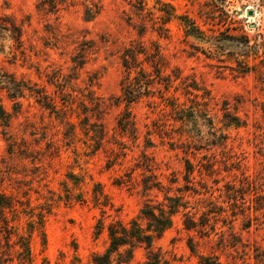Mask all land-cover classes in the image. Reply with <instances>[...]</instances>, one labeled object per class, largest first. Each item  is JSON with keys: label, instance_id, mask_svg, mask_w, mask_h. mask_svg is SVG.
Segmentation results:
<instances>
[{"label": "rangeland", "instance_id": "obj_1", "mask_svg": "<svg viewBox=\"0 0 264 264\" xmlns=\"http://www.w3.org/2000/svg\"><path fill=\"white\" fill-rule=\"evenodd\" d=\"M164 1L174 13L166 23L156 0H0V191L18 201L6 220L0 210V263L22 264L16 233L29 234L31 208L46 211L45 238L31 236L33 264H90L109 243L98 220L128 221L146 199L178 193L187 160L192 180L204 177L210 192L239 179L235 167L264 170V0ZM138 41L160 45L162 86L172 83L168 100L156 91L131 105L135 138L119 126L126 102L117 97L123 50ZM13 78L28 87L16 98ZM42 96L66 113L43 106ZM225 109L246 125H225ZM148 181L164 189L145 192ZM238 232L264 251V229ZM154 246L169 264L236 255L218 235L188 231L182 213ZM146 253L138 247L128 264H146Z\"/></svg>", "mask_w": 264, "mask_h": 264}, {"label": "trees", "instance_id": "obj_2", "mask_svg": "<svg viewBox=\"0 0 264 264\" xmlns=\"http://www.w3.org/2000/svg\"><path fill=\"white\" fill-rule=\"evenodd\" d=\"M146 4V0H140ZM163 10L165 21L168 22L174 16L172 5L164 0H156ZM169 7L171 9H165ZM89 11V10H88ZM21 32L19 27H15ZM167 31L168 29L163 26ZM164 33V31H163ZM159 44L154 47L147 46L141 41L132 42L126 46L122 53V63L124 75L121 80V94L117 97V102H126L125 112L119 118V126L123 130L133 134L136 138L137 127L131 111V105L137 103L143 97L154 96L156 91H161L162 97L165 90H169L172 80L166 82V88L162 86L163 71L165 61ZM136 72L137 76H132ZM145 74L143 79L139 75ZM16 89L8 87L11 97L16 98L18 94L24 93L26 85L13 78ZM174 97V96H172ZM40 103L54 112L67 111V105L59 107L54 101H49L45 96L41 97ZM173 108L179 110L181 103L179 98H173ZM168 100V97H164ZM98 103V102H97ZM98 105V104H97ZM193 108V107H192ZM224 120L228 127L240 128L246 125V121L239 115L225 109ZM1 108L0 116H3ZM2 114V115H1ZM10 118V114L8 115ZM5 115V118L8 119ZM222 140L228 138L221 136ZM223 145L222 142H216ZM241 177L225 181L221 184L217 182L216 192H210L208 181L204 177L195 182L191 175L195 166L189 160L186 163V184L178 189V193L164 192L163 199L153 200L148 198L144 201L137 215L128 221L113 219L105 224L103 218L97 222V233H101L106 227L109 236V243L102 252L93 254L90 264H128L130 263L138 247H144L146 253V264H162L167 262L163 259L160 252L155 249V241L174 224L176 215L182 213L184 225L188 231H198L202 236L209 234L218 235L220 248L231 249V253H236L233 261L223 262L219 255L199 253V264H264V251L258 246L244 243L238 229L250 230L253 227L257 230L264 229V170L248 173L242 167ZM199 184V185H197ZM2 184L0 183V188ZM163 190L161 182H145V192L151 190ZM17 200L11 194L0 191V210L4 220H6V210L17 211ZM106 213V211H103ZM16 214V213H15ZM31 219L28 222L29 234L16 233L18 240L16 244L20 246L19 256L22 264H33V254L31 248V236L38 231L45 238V209L35 212L34 208L30 211ZM222 222L220 226L217 223ZM8 223V220L5 221ZM238 224L241 225L238 227ZM14 227V226H11ZM12 229V228H11ZM10 229V230H11ZM9 230L8 238L15 232ZM190 247L195 251L193 237H191ZM254 259V263L251 262ZM241 261V262H240ZM2 264V262L0 263Z\"/></svg>", "mask_w": 264, "mask_h": 264}, {"label": "water", "instance_id": "obj_3", "mask_svg": "<svg viewBox=\"0 0 264 264\" xmlns=\"http://www.w3.org/2000/svg\"><path fill=\"white\" fill-rule=\"evenodd\" d=\"M250 14H252V11H251V13Z\"/></svg>", "mask_w": 264, "mask_h": 264}]
</instances>
